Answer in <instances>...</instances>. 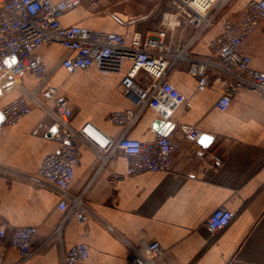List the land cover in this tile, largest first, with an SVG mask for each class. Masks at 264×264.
Returning a JSON list of instances; mask_svg holds the SVG:
<instances>
[{"label": "crops", "instance_id": "0c3cea01", "mask_svg": "<svg viewBox=\"0 0 264 264\" xmlns=\"http://www.w3.org/2000/svg\"><path fill=\"white\" fill-rule=\"evenodd\" d=\"M55 2L60 0H53ZM252 0H232L224 18L239 13ZM172 0H103L98 8L87 4L63 14L65 26H80L99 32H116L128 42L135 34L154 35L161 27V16L171 11ZM223 18V19H224ZM221 21L208 30L193 46L191 54L212 57L209 42L221 33ZM169 35L184 44L193 28ZM241 53L251 58L253 69L264 71V20L241 45ZM65 55L59 44L39 49L36 59L50 69V84L67 97L73 110L71 122L79 128L92 123L106 135L118 138L121 128L112 124L111 113L133 108L132 99L120 91V84L132 67L123 64L121 72L104 73L97 66L68 73L58 66ZM212 87L198 91L197 79L180 63L168 75L169 82L190 103L176 108L165 123L181 139L180 126L198 127L203 135L214 138L206 149L201 143L182 141L173 156L172 171L144 173L112 182L124 175L127 164L117 152L95 177L98 165L94 149L81 145L80 164L75 169L72 189L75 193L90 189L85 200L96 217L87 223L71 216L62 230V244L55 238L28 260L8 244L13 233L23 227L38 229L36 245L54 235L64 219L58 209V195L28 182L24 176L39 170L42 160L57 152L42 124L46 113L34 109L15 127L0 128V221L6 228V245L0 246V264H62L61 252L85 243L89 259L85 264H126L132 247L142 248L159 242L163 253L160 264H264V99L247 89L236 93L226 111L216 104L223 93L222 78L208 70ZM146 87L148 80L136 78ZM31 90L38 84L28 73L21 81ZM0 107L15 100L21 91L8 76L0 77ZM160 121L147 109L130 139L153 140L160 133ZM164 122V121H163ZM202 157H198V154ZM218 159V162L215 161ZM95 177V179H93ZM236 213L234 221L216 237L206 222L218 208ZM110 228V229H109Z\"/></svg>", "mask_w": 264, "mask_h": 264}, {"label": "built area", "instance_id": "2783aa9c", "mask_svg": "<svg viewBox=\"0 0 264 264\" xmlns=\"http://www.w3.org/2000/svg\"><path fill=\"white\" fill-rule=\"evenodd\" d=\"M103 0H0V77L8 76L13 87L21 91L15 100L0 111L3 125L15 127L34 109L46 113L42 128L59 146L57 152L47 155L35 173L24 178L39 187L55 192L59 197L58 209L64 219L54 235L36 245L38 229L27 226L17 229L8 244L15 248L22 261L28 260L46 244L56 239L62 244V230L67 220L74 216L81 223L96 217L85 200L90 185L81 193L72 189L75 169L80 164V146H91L98 160L95 177L121 152L127 164L124 175L112 178L117 183L125 177L144 173H167L172 171L173 156L180 150L182 141L197 143L202 131L193 125H181V139L158 134L153 140L130 139L129 133L137 126L147 109H152L160 121L171 119L179 106L190 107L186 97L168 80L169 73L180 63L188 64L190 75L197 79L198 91L212 84L208 70L214 69L222 78L223 93L216 107L226 111L233 96L247 89L264 99V71L251 67V58L241 53L242 42L264 20V0H252L239 13L224 18L223 13L232 0H172L171 11L161 16V29L154 35L135 34L128 42L116 32H99L80 26H65L60 17L83 4L98 8ZM221 18V33L208 45L212 57H197L191 54L193 46ZM193 28V33L184 44L174 43L169 35L177 30ZM178 34V32L176 33ZM59 44L65 55L58 64L68 73L97 66L102 72H121L124 62L132 67L120 84V91L129 96L133 108L113 112L108 120L121 128L118 138L103 133L92 123L79 128L73 126V110L66 96L50 84L51 70L40 63L36 52L44 46ZM31 73L37 80L35 88L26 89L21 81ZM145 74L146 87L136 78ZM202 157V154H198ZM218 162V159L215 158ZM95 177L93 179H95ZM236 218V213L224 207L215 210L206 226L212 237L225 230ZM110 229V228H109ZM7 231L0 221V246L6 245ZM163 253L159 242L153 241L142 248L132 247V256L126 264H160ZM87 244L81 243L62 250V264H85L89 259Z\"/></svg>", "mask_w": 264, "mask_h": 264}, {"label": "water", "instance_id": "95a60500", "mask_svg": "<svg viewBox=\"0 0 264 264\" xmlns=\"http://www.w3.org/2000/svg\"><path fill=\"white\" fill-rule=\"evenodd\" d=\"M2 95V91L0 90V96ZM3 121H4V118H3V115L0 111V128L2 127L3 125ZM157 128L160 127V133L163 134V135H169L171 133V131L173 130V126H170L169 123H165L163 121H157L156 125H155ZM201 143L203 144V146L207 149L210 144L214 141V138L211 137V136H208V135H203L201 137Z\"/></svg>", "mask_w": 264, "mask_h": 264}, {"label": "rangeland", "instance_id": "374dc122", "mask_svg": "<svg viewBox=\"0 0 264 264\" xmlns=\"http://www.w3.org/2000/svg\"><path fill=\"white\" fill-rule=\"evenodd\" d=\"M225 11H226V10H225ZM225 11H224V13H223V16L226 14V12H225ZM222 19H223V18H221V19H220V21H221Z\"/></svg>", "mask_w": 264, "mask_h": 264}]
</instances>
